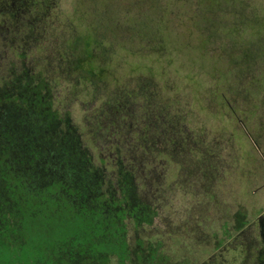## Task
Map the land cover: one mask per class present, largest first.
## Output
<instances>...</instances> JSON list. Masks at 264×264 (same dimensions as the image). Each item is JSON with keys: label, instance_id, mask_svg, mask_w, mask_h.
I'll return each mask as SVG.
<instances>
[{"label": "rangeland", "instance_id": "obj_1", "mask_svg": "<svg viewBox=\"0 0 264 264\" xmlns=\"http://www.w3.org/2000/svg\"><path fill=\"white\" fill-rule=\"evenodd\" d=\"M90 261L264 264V0H0V264Z\"/></svg>", "mask_w": 264, "mask_h": 264}, {"label": "trees", "instance_id": "obj_2", "mask_svg": "<svg viewBox=\"0 0 264 264\" xmlns=\"http://www.w3.org/2000/svg\"><path fill=\"white\" fill-rule=\"evenodd\" d=\"M86 71H87L89 74H92V71H91V70L88 69V70H86ZM44 112H45V111H44ZM87 264H88V262H87ZM89 264H92V261H90Z\"/></svg>", "mask_w": 264, "mask_h": 264}]
</instances>
